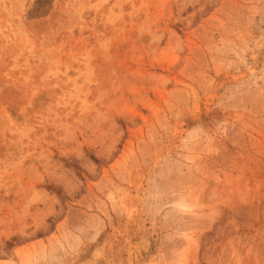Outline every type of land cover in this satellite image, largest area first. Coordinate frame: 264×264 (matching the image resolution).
<instances>
[{
    "label": "rangeland",
    "instance_id": "rangeland-1",
    "mask_svg": "<svg viewBox=\"0 0 264 264\" xmlns=\"http://www.w3.org/2000/svg\"><path fill=\"white\" fill-rule=\"evenodd\" d=\"M0 264H264V0H0Z\"/></svg>",
    "mask_w": 264,
    "mask_h": 264
}]
</instances>
